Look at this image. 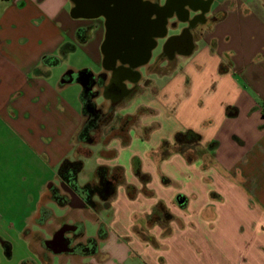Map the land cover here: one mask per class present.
Instances as JSON below:
<instances>
[{"label": "crops", "instance_id": "obj_1", "mask_svg": "<svg viewBox=\"0 0 264 264\" xmlns=\"http://www.w3.org/2000/svg\"><path fill=\"white\" fill-rule=\"evenodd\" d=\"M194 1L206 2L204 21L190 27L187 20L170 16L161 36L166 41L187 32L186 47L167 53L164 46L152 63L154 47L146 63L133 67L138 75L133 87L123 83L127 92L132 90L128 96H107L99 89L94 103L102 121L87 144L77 140L85 121L84 87L65 77L86 71L94 81L104 75V86L114 81L115 69L122 65L105 66L101 22L75 17L72 0H0V247L6 258L16 240L36 255L24 256L20 263L264 264V0ZM87 28L88 38L78 42L76 31ZM75 52L84 62L60 72ZM46 57L58 63H44ZM150 116L170 118L167 122L175 124L171 137L187 130L200 136L196 153L190 159L184 155V164L217 171L221 194L209 191L205 203L192 207L189 197L196 204L201 199L195 192L175 194L167 204L154 189L126 183L132 180V165L137 162L142 170L149 161L151 170L142 174L152 185V166L160 169L165 159V139L152 142ZM167 122L158 126L159 133ZM97 144L102 147L98 153L111 159L107 165L94 164L88 183L96 182L98 166H106L110 175L120 171L127 199L130 187L133 196L138 192L160 204L128 211L111 201L114 216L107 226L100 213L62 191L57 176L61 162L92 156L90 148ZM51 189L69 202L56 203ZM119 194L116 188L113 198ZM52 206L67 208L65 214L83 213L101 225L104 236H87L80 218L53 219ZM64 226L72 229L55 250L51 241ZM188 231L189 237L175 236ZM76 245L84 249L71 248Z\"/></svg>", "mask_w": 264, "mask_h": 264}, {"label": "rangeland", "instance_id": "obj_2", "mask_svg": "<svg viewBox=\"0 0 264 264\" xmlns=\"http://www.w3.org/2000/svg\"><path fill=\"white\" fill-rule=\"evenodd\" d=\"M180 32L181 31H179V33ZM173 33H174L173 29H170L169 34H173ZM157 42H158V47L152 51V59H151L152 63H154L158 55L163 53L164 44L166 41L160 38V39H157ZM80 62H84V57L80 54V52H75L74 54H71L68 62H63V64L59 67V71L62 73L63 72L65 73L67 72L68 66H71V65L78 66L80 65ZM88 64H89L88 66H91L90 63ZM89 70L92 71V69H89ZM92 72L94 73L95 71H92ZM140 72L143 74V76H145L147 75L148 71L145 67H142ZM148 118H149L148 122H150L151 131H154L155 133L153 135L152 142H155L157 139H160L162 137L165 139L163 141L165 142L164 146L162 147V148L165 147V149H167V152L165 154V159L164 161L161 162L160 169H156L155 167L152 166V171H151L153 175L152 185L148 184L147 182L143 183L142 181H140L139 177L136 176L135 171L138 169V165H139L137 163L132 165L133 166L132 170L134 173L132 176V180L131 181L129 180L126 183L128 184L131 183V184L138 185V186L144 185L145 187H147V189H154L155 194L158 197L166 200L167 204L171 198H175V194L178 195L182 193H187V194H183L182 196L184 195L190 196L191 192H195L201 199L199 201L200 203L196 204L195 199L189 197V200H190L189 204H191L192 207H196L198 205L200 206L202 205V202L205 203L206 194L209 191H214V192H218L221 194L223 191V188H222V183L218 180L217 176H215L217 175L216 174L217 171L199 170L195 166V164H193L194 162L192 164H189V163L184 164V161H185L184 155L190 159L191 155L194 154L193 152L195 151V149H193L192 147L191 148L185 147L184 149H182L181 152H178L175 149L174 150L172 149L174 145V136L172 137L170 136V129L175 126L174 122H172V124L167 122L170 119L167 117L161 118L160 120L153 118L151 116ZM162 121L163 122L166 121L168 125L167 127H165L164 125L165 130H162L164 131V133L162 132L159 133L158 126L162 124ZM90 149L94 151L92 156L82 155L79 157V160L85 165H84L83 170H81V172L76 176V183L78 187H82L85 184H88L89 180L93 179L92 170H93L94 164L101 162L102 165H107V162H109L111 159V157H107L106 155H100V153H98V151L102 149L100 144H97L91 147ZM200 151H202V149H200ZM72 161H76V160H72ZM103 167H106V166H103ZM95 170H94V175H95ZM142 170L144 172L146 170H151V164L149 161H147L146 167H144L143 165ZM142 170L140 169L141 173L143 172ZM158 171H160V173ZM184 178H189V179L188 181H185ZM126 183H121V181H119L115 185V191L117 188L120 194L116 198H113L114 197L113 196L112 197L113 199L111 198L109 200V203L113 201V204H114L113 207L117 206V207L122 208V206H124L125 209H128V211L129 210L133 211L139 208L145 209L151 205L157 206L160 204V203H157L156 201L158 198H152L150 196L142 197L141 194H139L138 192H136L135 195L131 197V199H127L125 194L122 192V189L125 188L124 186L126 185ZM79 184L82 186H80ZM173 206L176 207V204H173ZM170 207L173 209L172 206ZM51 208H52V213H53V219H60L64 217V219L71 221L73 220L72 218L74 217L80 218L79 223L85 226L87 236H89L90 238H96L97 236L99 237V231L100 229H102L101 225L94 223L89 218H87V216L83 215V213L79 211L74 213L73 210L72 211L70 210L71 211L70 213L65 214L67 208L58 209L56 208V206H52ZM218 208L219 209L222 208V205L221 204L218 205ZM98 210L97 211L93 210V211L100 213L103 221L105 222L104 224L108 226V224L112 222V217L114 216V212L112 210H109V208L101 209L99 211ZM117 219H119V217H117ZM50 223L52 224L53 220ZM118 223L119 221L116 220L115 223L113 224V227L115 230H117ZM209 223H211L210 220H209ZM167 227L169 226L167 225ZM174 228L176 227L175 226L170 227V229L175 231ZM118 232H120V234H123L122 231L118 230ZM175 236L186 238V237L191 236V231L181 233V234H175ZM11 247L12 249H11L10 258L5 257L3 253V249H1L0 247V264H20V261L24 258V256L36 258V255L31 253V251L21 242H18L15 240L14 245L11 244ZM60 259L62 260V262L66 260L65 257H62ZM82 261L88 262V259L87 258L82 259ZM55 262L56 263L58 262L57 257L55 258ZM67 264H69V262Z\"/></svg>", "mask_w": 264, "mask_h": 264}, {"label": "flooded vegetation", "instance_id": "obj_3", "mask_svg": "<svg viewBox=\"0 0 264 264\" xmlns=\"http://www.w3.org/2000/svg\"><path fill=\"white\" fill-rule=\"evenodd\" d=\"M181 2L182 0H112L108 7H101L100 10H98L95 18H90L99 20L102 24V52L105 55L108 50L119 52L129 51L130 48H133V44L136 43L137 39L141 40L140 45L136 46L138 51L141 49L144 50L153 44L157 47V39H160L163 33L162 27H164L166 19L173 15L187 20L190 27H193L198 21H204V13L207 9L206 2L197 3L194 0H184V4ZM187 7L199 10L190 11ZM74 8L75 5L73 3L72 11ZM115 18L129 22L130 25L122 24L123 27L120 29L116 26ZM186 33L187 32H184L179 38H170L166 40L164 46L167 53H170V51L175 48L186 47L188 39ZM119 37H123V41L128 40L130 44H118ZM140 61L141 57L140 55L137 56V54L129 56V60L124 61V64H122L123 62L120 63L121 61L118 60L119 65H127L129 68H132L131 70H133V66L138 65ZM137 76L134 70L131 72L118 71L115 80L110 81L108 86H104V82L102 83L101 81L105 77L104 75L100 76L96 81L93 79L89 81L86 75H78L77 78L82 83L88 80V82L85 83V87L90 90L92 96L95 98L98 96L101 89L107 96L120 97L126 94V96H128L132 90L127 92L123 83L130 82V86L133 87L137 82ZM68 77L70 78L71 76L68 75ZM60 245L61 243L58 239L54 240L52 243L55 250L59 249L58 247H61ZM71 248L84 249L79 245L71 246Z\"/></svg>", "mask_w": 264, "mask_h": 264}, {"label": "trees", "instance_id": "obj_4", "mask_svg": "<svg viewBox=\"0 0 264 264\" xmlns=\"http://www.w3.org/2000/svg\"><path fill=\"white\" fill-rule=\"evenodd\" d=\"M87 34V29H78L76 31V39L78 42L83 43L88 38ZM43 62L55 65L58 63V60L51 57H46L43 59ZM78 75L88 76L86 71H81L78 73ZM67 78H69L68 75H66L65 80ZM77 81L79 82L78 78ZM80 97L82 103V113L84 115L85 121L77 135V140L89 144L93 140L92 132L98 128V125L102 120V116L100 111L96 108L92 93L85 86ZM262 115L264 117V106L262 107ZM199 142L200 136L190 130L178 132L174 135V145L172 149L181 152L185 147L196 148ZM208 147L209 149L213 148V144H210ZM166 152L167 149H165V147L162 148V157H165ZM81 170L82 162L80 160H63L57 170L59 182L77 194L82 199L85 206L89 207L90 209L97 211L99 207H102L103 209L109 208V200L115 194V185L121 181L122 178L120 171L115 170V173L110 175L107 167L99 166L95 170V177L97 179L96 182L88 183L82 187H78L76 183V176L81 172ZM135 174L143 183L148 182V177L140 172L139 165L138 169L135 171ZM127 190L130 197H133L132 188L128 187ZM50 194L52 199L61 206H65L69 202L67 196H60L54 189H51ZM102 232L103 230L100 229L99 237L104 236ZM4 249L6 256L9 257V245L5 244ZM20 264H33V262L30 260H24Z\"/></svg>", "mask_w": 264, "mask_h": 264}, {"label": "water", "instance_id": "obj_5", "mask_svg": "<svg viewBox=\"0 0 264 264\" xmlns=\"http://www.w3.org/2000/svg\"><path fill=\"white\" fill-rule=\"evenodd\" d=\"M75 8L72 11V14L77 17V18H95L97 16V12L98 10H100L101 7H108V5L112 2V0H72ZM114 1V0H113ZM115 23L116 26H118L120 29H122V24H126V25H130L129 22H126L124 20H120L118 18H115ZM165 29L164 27H162V32L164 33ZM123 37H119L118 38V44H124V45H129L130 42H128V40H124L123 41ZM141 40L137 39L136 43L133 44V48H130L129 51H123V52H119V51H111L108 50L105 55H104V59H105V66L111 69H115V64L118 60H120L122 64H124V61L129 60V56L131 55H140L141 57V61L138 65L133 66V67H137L139 65H142L144 63H146L149 59H150V55H151V51L153 50V48L155 47V45H151L146 49H141V50H137L138 45H140ZM118 71L121 72H131V70L123 68L122 66L119 67L118 69H115L114 72V78L116 77V73ZM84 73V72H83ZM68 75L71 76V81H77V77H78V73H68ZM115 80V79H114ZM88 80H86V82L82 83L81 81L79 82L83 87L85 86V83H87ZM59 187L61 188L62 191H64L65 193H67L71 199L73 200H77L80 201L81 205L83 206V201H81V198H79V196L77 194H75L72 190H70L68 187H66L65 185H63L62 183H60ZM178 202L180 204L183 203L182 200H178ZM72 229V227L69 226H64L62 227L53 237V240L51 242H53L54 240L58 239L60 241V243H62V239L64 237V234L67 231H70ZM65 249L64 251L69 250L68 246L69 243L64 245Z\"/></svg>", "mask_w": 264, "mask_h": 264}]
</instances>
